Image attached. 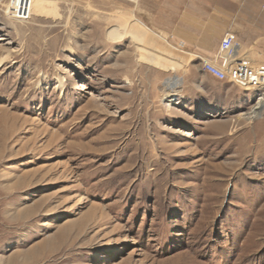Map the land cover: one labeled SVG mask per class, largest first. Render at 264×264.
Masks as SVG:
<instances>
[{"label": "rangeland", "instance_id": "374dc122", "mask_svg": "<svg viewBox=\"0 0 264 264\" xmlns=\"http://www.w3.org/2000/svg\"><path fill=\"white\" fill-rule=\"evenodd\" d=\"M11 1L0 264H264V88L203 72L154 0H55L24 21ZM246 18L264 38V0Z\"/></svg>", "mask_w": 264, "mask_h": 264}, {"label": "crops", "instance_id": "0c3cea01", "mask_svg": "<svg viewBox=\"0 0 264 264\" xmlns=\"http://www.w3.org/2000/svg\"><path fill=\"white\" fill-rule=\"evenodd\" d=\"M258 5L259 0H154L145 10L162 12L157 25L172 42H182L200 64L215 57L221 38L229 31L236 35L242 54L254 57L264 51L258 20L246 18Z\"/></svg>", "mask_w": 264, "mask_h": 264}, {"label": "built area", "instance_id": "2783aa9c", "mask_svg": "<svg viewBox=\"0 0 264 264\" xmlns=\"http://www.w3.org/2000/svg\"><path fill=\"white\" fill-rule=\"evenodd\" d=\"M10 15L17 21L28 19L30 17L28 5L11 8ZM177 46L184 48L182 42H178ZM200 67L203 72L217 80L242 89L258 91L262 90L261 87L264 85V62H255L242 54L235 34L230 31L221 38L215 57L201 60Z\"/></svg>", "mask_w": 264, "mask_h": 264}, {"label": "bare ground", "instance_id": "6f19581e", "mask_svg": "<svg viewBox=\"0 0 264 264\" xmlns=\"http://www.w3.org/2000/svg\"><path fill=\"white\" fill-rule=\"evenodd\" d=\"M54 1L55 0H20L19 2H16V4H15V1H11L9 8H13L15 6L21 7L23 5L24 6L28 5L29 11L35 12L37 14V16L42 15V14L48 15V14H51L53 12V9L49 6L52 5ZM30 15H32V14L29 13V16ZM52 15H54V14H52ZM118 28L121 32L129 33V34H131L132 30H133V28L131 27V25L128 21V18H126L124 23L120 24L118 26ZM169 88H173V85H171ZM261 88H264V85ZM173 92H174V89H169V91L164 93L165 97H173L175 95ZM255 108H258V109L264 108V99L257 102V105ZM256 114H257L256 111H252V113H250L246 117L248 118V120H251L253 117H255Z\"/></svg>", "mask_w": 264, "mask_h": 264}]
</instances>
